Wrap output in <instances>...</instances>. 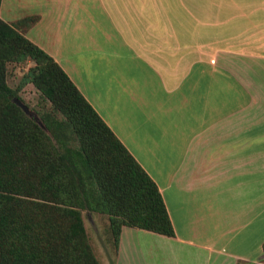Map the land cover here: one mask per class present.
I'll return each mask as SVG.
<instances>
[{
	"label": "crops",
	"instance_id": "1",
	"mask_svg": "<svg viewBox=\"0 0 264 264\" xmlns=\"http://www.w3.org/2000/svg\"><path fill=\"white\" fill-rule=\"evenodd\" d=\"M11 2L164 199L174 236L124 225L115 261L264 264V0Z\"/></svg>",
	"mask_w": 264,
	"mask_h": 264
},
{
	"label": "trees",
	"instance_id": "2",
	"mask_svg": "<svg viewBox=\"0 0 264 264\" xmlns=\"http://www.w3.org/2000/svg\"><path fill=\"white\" fill-rule=\"evenodd\" d=\"M35 21L0 18V264H101L83 210L107 215L115 254L124 225L174 236L154 180L61 66L21 32ZM28 60L21 83L49 103L38 110L45 129L13 102L18 90L6 80L8 63Z\"/></svg>",
	"mask_w": 264,
	"mask_h": 264
},
{
	"label": "rangeland",
	"instance_id": "3",
	"mask_svg": "<svg viewBox=\"0 0 264 264\" xmlns=\"http://www.w3.org/2000/svg\"><path fill=\"white\" fill-rule=\"evenodd\" d=\"M11 14H19L21 11H26L22 6H26L30 10H38L41 0H11ZM3 8L5 10L7 0H2ZM3 11V10H2ZM3 12L2 17H10ZM7 19V18H6ZM33 24V23H32ZM82 62V61H81ZM78 63V61H77ZM34 63L28 60L25 63H8L7 65V84L17 89V95L19 100L27 107L28 112H24L34 118V114L39 120L38 110L49 107L46 99L40 94V92L31 84L27 83L22 85L21 77L27 71V69ZM41 121V120H39ZM83 222L87 235L90 239L93 251L101 264H119L115 261V250L113 242L111 241V235L108 230V218L107 215L97 212H91L88 210L82 211ZM124 260V259H122Z\"/></svg>",
	"mask_w": 264,
	"mask_h": 264
},
{
	"label": "water",
	"instance_id": "4",
	"mask_svg": "<svg viewBox=\"0 0 264 264\" xmlns=\"http://www.w3.org/2000/svg\"><path fill=\"white\" fill-rule=\"evenodd\" d=\"M13 102L17 105V106H19L22 110H24L25 112H28V109H27V107L17 98V97H14L13 98ZM34 118H35V120H37L38 121V123L40 124V126L41 127H43L44 129H45V126H44V124L42 123V121H39L38 120V118H37V116L34 114Z\"/></svg>",
	"mask_w": 264,
	"mask_h": 264
}]
</instances>
